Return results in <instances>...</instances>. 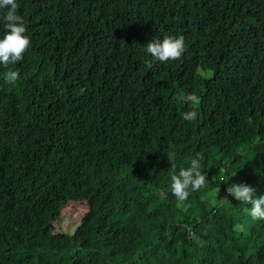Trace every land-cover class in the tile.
Masks as SVG:
<instances>
[{"label":"trees","instance_id":"trees-1","mask_svg":"<svg viewBox=\"0 0 264 264\" xmlns=\"http://www.w3.org/2000/svg\"><path fill=\"white\" fill-rule=\"evenodd\" d=\"M16 2L31 46L0 65V264H264V220L227 194L264 195V0ZM164 36L181 59L146 53ZM197 154L208 183L178 201Z\"/></svg>","mask_w":264,"mask_h":264},{"label":"clouds","instance_id":"clouds-1","mask_svg":"<svg viewBox=\"0 0 264 264\" xmlns=\"http://www.w3.org/2000/svg\"><path fill=\"white\" fill-rule=\"evenodd\" d=\"M18 7L16 0H0V9H7L3 16L5 33L0 38V65L5 68L22 61L24 53L31 46L30 38L26 35L27 29L24 20L20 15H17ZM185 51L183 36H164L162 40L153 39L146 45V53L159 62L179 60ZM146 64L148 67L152 66L150 61ZM18 79V70H8L4 73V81L8 84H14ZM181 100L193 105L199 103V98L194 93L181 97ZM196 117L197 111L195 110L182 114V118L187 121H192ZM174 158L175 153H170L168 160L171 162L172 168H175ZM202 159L203 156L197 154V157L191 160L189 167L181 168L178 174L171 176V192L178 201L182 202L188 198L189 189L198 191L208 183L207 176L200 171V160ZM227 194L239 202L250 204V209H246V211L254 220H264V195L257 197L255 189L245 183L232 184L227 188ZM221 201L229 202L226 197Z\"/></svg>","mask_w":264,"mask_h":264},{"label":"rangeland","instance_id":"rangeland-1","mask_svg":"<svg viewBox=\"0 0 264 264\" xmlns=\"http://www.w3.org/2000/svg\"><path fill=\"white\" fill-rule=\"evenodd\" d=\"M221 176H225L226 173H221ZM219 177V176H218ZM216 177L211 180L213 184L220 182L222 177ZM96 207V200L88 198L82 202L68 203L61 208V219L58 222V229L68 234H73L75 229L80 225L83 217L86 216L92 209Z\"/></svg>","mask_w":264,"mask_h":264}]
</instances>
